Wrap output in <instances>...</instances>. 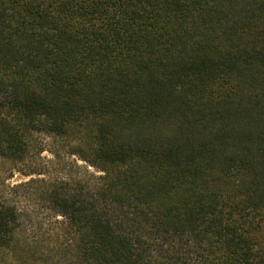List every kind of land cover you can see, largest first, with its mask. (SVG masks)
Instances as JSON below:
<instances>
[{"label": "trees", "instance_id": "16d2710c", "mask_svg": "<svg viewBox=\"0 0 264 264\" xmlns=\"http://www.w3.org/2000/svg\"><path fill=\"white\" fill-rule=\"evenodd\" d=\"M38 134L103 173L2 183L0 264L36 182L59 264H264V0H0V170Z\"/></svg>", "mask_w": 264, "mask_h": 264}, {"label": "rangeland", "instance_id": "374dc122", "mask_svg": "<svg viewBox=\"0 0 264 264\" xmlns=\"http://www.w3.org/2000/svg\"><path fill=\"white\" fill-rule=\"evenodd\" d=\"M73 134L59 136L38 134L35 137L36 151L34 156L20 166L8 165L0 170V185H19L26 183L31 177L45 180H59L84 177L86 174H102L99 168L90 165L79 154H74ZM33 172L29 176L26 173ZM36 182L30 186L17 189V201L22 210L19 239L37 248L39 255L46 264H59L62 256L58 250H53L57 243L58 229L50 212L45 209L41 197V185ZM58 245V244H57ZM62 260V259H61ZM63 264V263H60Z\"/></svg>", "mask_w": 264, "mask_h": 264}]
</instances>
